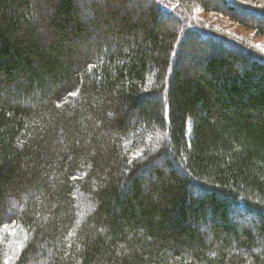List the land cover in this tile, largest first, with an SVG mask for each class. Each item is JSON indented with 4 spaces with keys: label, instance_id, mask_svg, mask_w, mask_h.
<instances>
[{
    "label": "trees",
    "instance_id": "1",
    "mask_svg": "<svg viewBox=\"0 0 264 264\" xmlns=\"http://www.w3.org/2000/svg\"><path fill=\"white\" fill-rule=\"evenodd\" d=\"M238 10L264 37V0H0V264H264V65L199 17Z\"/></svg>",
    "mask_w": 264,
    "mask_h": 264
},
{
    "label": "rangeland",
    "instance_id": "2",
    "mask_svg": "<svg viewBox=\"0 0 264 264\" xmlns=\"http://www.w3.org/2000/svg\"><path fill=\"white\" fill-rule=\"evenodd\" d=\"M88 1V0H86ZM140 1V0H139ZM209 1V0H207ZM211 1H215V0H211ZM238 1V0H236ZM148 3V2H147ZM243 14L242 11H237L235 12V14L232 16V18L235 19H230L231 17H229V15H224V18H219V17H213L212 19L210 18L211 16L209 15H201L199 17L201 18H209V20L211 21V24L213 26H216L218 28V30H220V33L223 34L220 37H222L223 39H226V42H228L229 44L233 45V44H237V41L241 44V48L238 47L240 50L244 51V49H253L252 45L258 46V48H263L264 49V38L263 37H259L258 34H255V32L253 31H246L243 28L239 27V20H243L246 16L245 15H241ZM249 16V18L251 19H255L258 22L264 23V19L260 17V19L258 18H254L253 15H247ZM225 18H228L229 20H226ZM194 33V32H192ZM211 33V32H209ZM212 34V33H211ZM237 38V39H235ZM249 38V41H247L246 39ZM206 39L204 38H200L199 41H205ZM213 42L216 43V41L212 40ZM250 42V44H249ZM228 43H224V44H228ZM252 44V45H251ZM219 46H221L222 48L225 49V46L222 44H219ZM254 53V52H252ZM256 54H259L258 52H256Z\"/></svg>",
    "mask_w": 264,
    "mask_h": 264
},
{
    "label": "bare ground",
    "instance_id": "3",
    "mask_svg": "<svg viewBox=\"0 0 264 264\" xmlns=\"http://www.w3.org/2000/svg\"><path fill=\"white\" fill-rule=\"evenodd\" d=\"M249 44H250V42H249ZM231 46H234L235 48H238V47L241 48V44L238 41H237V44H233ZM252 46H253V49L249 48L250 50H252L254 52L253 53L254 55L252 56V58H254L255 60L259 61L261 64L264 65V55H263L264 49L263 48H258V46H255V45H252ZM234 47H229V48L233 49ZM229 48L227 50H229ZM238 49H235L234 51H240V52H243V53L244 52H247L248 53V49H246V48L244 49V51H242L240 49L238 50ZM256 52H258L259 55H256L255 54Z\"/></svg>",
    "mask_w": 264,
    "mask_h": 264
}]
</instances>
